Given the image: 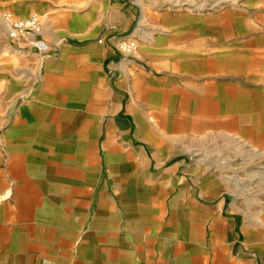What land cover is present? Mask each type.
<instances>
[{
    "label": "crops",
    "instance_id": "obj_1",
    "mask_svg": "<svg viewBox=\"0 0 264 264\" xmlns=\"http://www.w3.org/2000/svg\"><path fill=\"white\" fill-rule=\"evenodd\" d=\"M125 2L90 20L0 0L57 51L11 43L0 19V264H264V220L230 200L244 169L231 187L197 156L220 139L264 153V0L162 14L124 58Z\"/></svg>",
    "mask_w": 264,
    "mask_h": 264
},
{
    "label": "rangeland",
    "instance_id": "obj_2",
    "mask_svg": "<svg viewBox=\"0 0 264 264\" xmlns=\"http://www.w3.org/2000/svg\"><path fill=\"white\" fill-rule=\"evenodd\" d=\"M58 6L67 8V10L76 16L78 14H87L88 19L92 20L99 13L107 11L109 0H49ZM126 6L130 8L133 17L132 33L133 39L136 40L137 47L140 42L150 43L155 39V34L160 32L157 26L162 14L187 13L200 15L210 11H219L222 8L236 7L237 0H125ZM9 11H0V19L2 13ZM132 39V40H133ZM136 51V50H135ZM130 56V55H128ZM197 156L202 162L212 159L217 161L223 172L227 168L228 183L232 187V177L236 176V172L244 169L242 182L239 185L243 187L240 192L244 195L230 197L233 204L241 206L251 220H264V160L254 161L253 158H264V153L240 147L237 143L227 139L203 144L197 150ZM222 158H226L229 164L221 165ZM244 165H237V161H242ZM210 164V163H209ZM203 167V166H202ZM205 167V166H204ZM211 167V165H209ZM236 189V186L233 187ZM232 190V188H231ZM259 214V215H258Z\"/></svg>",
    "mask_w": 264,
    "mask_h": 264
},
{
    "label": "built area",
    "instance_id": "obj_3",
    "mask_svg": "<svg viewBox=\"0 0 264 264\" xmlns=\"http://www.w3.org/2000/svg\"><path fill=\"white\" fill-rule=\"evenodd\" d=\"M7 39L11 43L26 42L37 54H49L50 46L44 39V30L40 16L32 13L24 18H17L12 12H4L1 15ZM137 49L136 40L120 38L113 45V51L124 58L131 55ZM51 53L57 54V51Z\"/></svg>",
    "mask_w": 264,
    "mask_h": 264
}]
</instances>
